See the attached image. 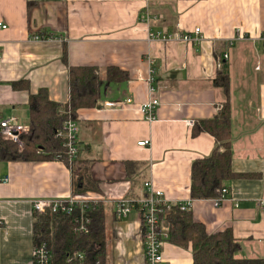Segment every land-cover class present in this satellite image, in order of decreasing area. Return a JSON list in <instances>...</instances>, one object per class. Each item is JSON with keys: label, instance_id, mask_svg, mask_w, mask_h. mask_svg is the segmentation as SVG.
I'll use <instances>...</instances> for the list:
<instances>
[{"label": "crops", "instance_id": "1", "mask_svg": "<svg viewBox=\"0 0 264 264\" xmlns=\"http://www.w3.org/2000/svg\"><path fill=\"white\" fill-rule=\"evenodd\" d=\"M147 10L162 17L148 24ZM0 22L7 26L0 27L3 117L15 115L29 125L30 94L42 87L52 100L69 102L70 66L97 67L102 80V105L79 109L76 119L77 164L91 177L86 191L73 192L72 170L62 160L0 161V264H33L34 201L74 194L106 207V264H144L140 212L119 218L116 203L143 196L148 180L170 201H191L194 219L208 233L230 228L241 243L239 257L264 258V0H0ZM155 27L193 34L200 27L202 42H149ZM39 35L54 39H35ZM222 62L230 70L232 166L249 175L227 181L228 197L216 205L214 199L192 200L190 190L193 162L216 146L213 135L193 128L224 104L222 89L213 84ZM109 66L127 71L129 79L107 81ZM151 68L154 96L161 100L154 122L138 111L151 98L142 79ZM18 80H28L30 89L13 88ZM128 97L133 103L127 108L105 105ZM144 140L149 144H138ZM163 253L162 264L193 262L191 248L169 241Z\"/></svg>", "mask_w": 264, "mask_h": 264}, {"label": "trees", "instance_id": "2", "mask_svg": "<svg viewBox=\"0 0 264 264\" xmlns=\"http://www.w3.org/2000/svg\"><path fill=\"white\" fill-rule=\"evenodd\" d=\"M67 53L65 48L63 59L66 63ZM105 74L109 82L129 79V73L117 66L107 67ZM101 81L97 67L70 66L69 102L52 100L48 89L44 87L31 93L28 103L29 131L21 137L23 146L20 148L17 142L0 136V161L62 160L72 170L73 192L86 191L85 184L91 180L89 170L84 164H77L79 153L72 162L68 160L63 146L64 138L58 136V130L62 129L70 117L76 120L79 109L102 105ZM213 84L222 89L225 100L216 116L201 119L194 124V134L210 133L215 138L216 146L209 156L197 159L192 164V200L220 198L227 181L249 175L235 172L232 166L231 83L227 62L221 63ZM12 86L15 89H30L28 80L14 81ZM190 208L181 210L175 205L166 219L170 224L167 241L182 248H191L192 264H264V258L239 257L241 243L234 237L232 230L227 228L217 233H208L205 225L194 219ZM79 212L80 208L74 214L53 212L51 209L33 210L34 246L46 244L52 255V264L107 263L109 237L106 207L100 201L90 203L87 212L91 218L88 233L75 232ZM77 254H83L84 259L76 257L72 263L67 261L69 255Z\"/></svg>", "mask_w": 264, "mask_h": 264}, {"label": "built area", "instance_id": "3", "mask_svg": "<svg viewBox=\"0 0 264 264\" xmlns=\"http://www.w3.org/2000/svg\"><path fill=\"white\" fill-rule=\"evenodd\" d=\"M162 16L157 13H153L149 10L145 13V20L148 24L159 21ZM0 27L6 28L7 26L0 22ZM201 28L197 27L194 30V34L190 32H183L180 30L164 31L157 27L150 28L148 30V41H162V42H183L194 43L199 46L202 42V36H200ZM246 36L241 32L239 39H244ZM35 39L47 40L54 39V36H36ZM236 38L231 40V45ZM264 40V36H262ZM224 58H229L228 52L224 54ZM0 59L2 54L0 51ZM148 62L154 63L153 57H147ZM221 65V63H220ZM153 73L154 69H150V76L143 78L149 84V91L151 98L138 106V111L143 117L149 121L154 122L158 119V110L161 105V100L154 96L155 87L153 86ZM133 103V98L128 97L126 99L106 101L105 105L113 108H127L128 105ZM223 105L219 106L221 109ZM29 131V125L23 124L19 121V118L15 115L3 117L0 114V136L15 141L22 148L23 143L21 137L23 134ZM58 136L64 138L63 146L66 148L68 160L72 162L79 153L78 146V123L77 120L69 118L62 126V129L58 130ZM139 145H148L149 140H144L138 143ZM8 177H5L2 181H7ZM145 193L139 198L124 197L116 203V215L119 218H126L132 212L133 209H138L141 215L142 224V240H143V253L145 257L144 264H162L164 262L163 246L164 242L169 237L170 224L166 219V215L173 209L175 205H178L181 210H187L191 207V201L188 202H173L165 195V192L161 189L155 188L153 182L148 180L144 183ZM229 190L225 187L222 189V197L214 199L216 205H219L221 201L228 197ZM96 203L97 200H93L89 197L82 195H72L68 199H38L34 201V209L39 211H45L51 209L53 212H62L66 214H74L75 211L80 208L79 216L77 217V226L75 232L88 233L91 224V218L88 215L90 203ZM0 220V227L2 226ZM78 257L83 260V254L69 255L67 261L72 263L75 258ZM52 255L46 244L41 246H34L33 251V264H52Z\"/></svg>", "mask_w": 264, "mask_h": 264}]
</instances>
